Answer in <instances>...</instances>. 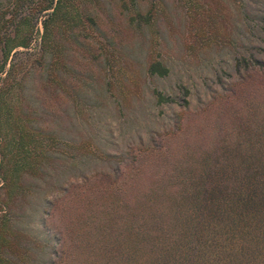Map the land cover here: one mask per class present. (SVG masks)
<instances>
[{
    "label": "rangeland",
    "instance_id": "obj_1",
    "mask_svg": "<svg viewBox=\"0 0 264 264\" xmlns=\"http://www.w3.org/2000/svg\"><path fill=\"white\" fill-rule=\"evenodd\" d=\"M163 5L130 59L113 52L112 69L102 63L108 50L101 48L105 43L99 37L92 42L97 60L88 61L77 50L69 51L75 58L72 64L58 58L60 100L45 112L27 113L39 118L40 126L50 123L47 129L52 130V138L45 141L52 146L42 175L27 178L31 184L24 191L27 201L17 206L18 216L12 218L29 238L30 251L17 264L55 261L52 253L62 237L56 227L59 221L67 222V209L79 197L103 205L105 218L94 220L100 231L91 229V244H87L91 251L71 252L68 246V258L87 254L83 264H97V250H102L100 264H119L121 258L116 255L126 246L108 233L116 235L121 224L116 226L102 200L107 193L103 187L112 183L110 174L117 166L120 183L156 174L151 182L164 178L185 183L191 197L196 193L194 185L205 190L210 184L231 186L234 204L231 209L225 207L227 217L217 227L218 244L226 247L223 251L235 245L244 248L240 264H246L248 249L252 264H264V216L259 214L257 219L251 205L236 203L261 197L264 184V0H164ZM148 48L152 57L169 67L166 76L146 74L141 63ZM65 69L78 76L66 75ZM80 82L92 91L81 99L71 97L66 86ZM182 87L188 90L185 96ZM154 90L178 103L157 104ZM183 97L186 107L179 104ZM136 172H144V177H135ZM84 176L87 182L81 181ZM229 178L231 185L225 181ZM62 187L67 189L62 191ZM146 195H151L149 200L157 198L154 192ZM210 196L198 193L192 198L196 203L189 207L201 206ZM49 199L59 200L52 217L45 215ZM217 199L207 203L209 211L221 207ZM204 203L198 217L211 215L205 199ZM76 218L71 216L70 227ZM233 235L231 245L227 238Z\"/></svg>",
    "mask_w": 264,
    "mask_h": 264
},
{
    "label": "trees",
    "instance_id": "obj_2",
    "mask_svg": "<svg viewBox=\"0 0 264 264\" xmlns=\"http://www.w3.org/2000/svg\"><path fill=\"white\" fill-rule=\"evenodd\" d=\"M163 2L0 0V264H17L23 254L30 251L29 238L19 230L12 218L18 216L17 210L27 201L24 191L31 186L27 178L41 176L46 167V159L50 158L48 154L52 143L45 141L46 137L52 138V130L49 132L47 129L50 123L43 122L46 125L40 126L39 118L27 115L45 112V108H51L60 100L63 89L60 93L57 89L58 58L64 59L67 65L72 64L75 58L69 51L77 50L82 51L83 58L88 61L97 60L92 42L99 37L105 43L101 48L108 50L107 54L101 53L104 56L102 63L104 67L112 69L113 52L117 53V57L130 59L135 45L145 38L146 29L153 24L158 11L164 6ZM151 54L152 49L148 48L146 59L141 63L146 74L166 76L169 67ZM64 73L78 76L71 69H65ZM66 87L71 97L79 99L84 93L92 91L84 82ZM187 93L188 90L183 88V96ZM154 97L157 104L178 103L175 98L156 90ZM179 104L186 107V97ZM28 107L30 110L26 112ZM113 171V176L110 174L112 183L103 187L107 193L102 195V200L105 201L109 217L117 223L116 226L121 224L116 235L108 233L112 234L114 240L118 239L119 245L122 243L126 246L116 255H120L119 264H240L244 260L240 257L245 253L241 246L237 248L235 245L230 251H223L227 250L226 247L218 244L217 227L227 217L225 207L231 209L234 204L230 200L231 186L210 184L205 190L194 185L196 193L191 197L185 183L168 182L164 178L151 182L156 174L142 181L139 179L132 183V179L127 178L120 183V166ZM138 174L144 177V172ZM138 174L136 172L135 177L138 178ZM87 180L85 176L81 178V181ZM225 181L230 182V178ZM262 186L261 197L264 198V184ZM66 189L62 187L61 190ZM224 190L227 194H223ZM141 191H145V194H140ZM149 192L156 193L157 198L149 200L151 195H146ZM198 193L212 195L209 199L204 198L206 204L214 197H221V200L217 199L222 202L220 208L217 206L214 211H209L211 208L206 205L212 218L211 215L198 217L205 204L204 199L201 206L195 209L189 207L196 203L192 198ZM261 197L245 204L242 199L236 203L251 205L252 214L257 218L259 214L264 216V199ZM58 201H46L49 208L45 210V215L54 216L51 211ZM73 201L67 209V222L62 219L56 227L62 237L58 239L52 253L55 261L50 264H83L89 256L86 254L79 258L73 255L68 258L67 247L70 246L71 252L74 249L81 254L85 250L91 251L88 246L91 244V229L95 227L100 231L99 224L94 225V220L103 218V205H94L90 200L86 202V198L80 197ZM18 205L21 206L18 208ZM72 215L77 218L70 227ZM24 238L27 247H23ZM234 238L235 235L227 238L231 245ZM103 253L97 250V264L103 263ZM218 253L221 254L220 258ZM248 255L249 249L245 260L246 264H252L247 259Z\"/></svg>",
    "mask_w": 264,
    "mask_h": 264
}]
</instances>
